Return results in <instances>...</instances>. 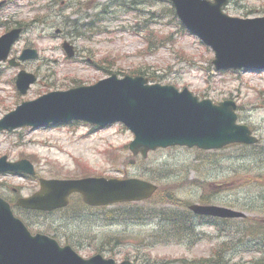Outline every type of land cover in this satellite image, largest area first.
Returning <instances> with one entry per match:
<instances>
[{
	"label": "rangeland",
	"instance_id": "374dc122",
	"mask_svg": "<svg viewBox=\"0 0 264 264\" xmlns=\"http://www.w3.org/2000/svg\"><path fill=\"white\" fill-rule=\"evenodd\" d=\"M136 1L9 0L0 9V21H8L0 23V35L8 26L22 23L25 32L12 54L34 47L39 56L20 68L0 63V118L23 100L51 90L92 84L113 72L120 77L138 74L140 69L150 83L188 87L200 99L234 100L237 121L247 124L260 144H232L219 150L175 146L142 157L132 154L129 143L134 135L120 123L98 131L82 122L23 127L0 132V156L30 159L37 175L0 174V193L15 202L39 189V177H150L161 189L152 200L131 203L143 208H139L144 211L140 218L126 217L132 206L124 211L112 209L116 204L81 206L80 194H74V203L63 211L32 212L15 206V212L33 231L57 234L61 243L71 241L85 257L102 253L119 264L125 259L136 264H198L212 258L216 250L225 249L229 264H258L264 259V70H216L212 48L176 25L170 3ZM223 9L232 16L264 15V0H229ZM74 20L89 21L90 25L94 21L98 29L86 36L76 35L71 26ZM148 31L153 32L149 46ZM66 39L75 45L73 58L67 57L62 47ZM20 69L39 76L26 94L15 84ZM198 202L232 207L247 216L211 220L217 225L209 222L198 227L200 235L174 238L179 231L150 212L156 206L189 210L190 204Z\"/></svg>",
	"mask_w": 264,
	"mask_h": 264
},
{
	"label": "water",
	"instance_id": "95a60500",
	"mask_svg": "<svg viewBox=\"0 0 264 264\" xmlns=\"http://www.w3.org/2000/svg\"><path fill=\"white\" fill-rule=\"evenodd\" d=\"M227 0H173L177 13L193 32L200 35L216 51L217 68H264V17L240 19L229 17L221 10ZM22 28H13L0 37V60H6ZM64 47L70 56L73 46ZM37 55L27 48L22 60ZM9 62L19 65L15 57ZM36 76L20 71L17 86L26 92ZM143 76L116 74L93 85L78 86L65 91H53L35 100L25 101L0 120V130L23 125L41 126L48 123L84 119L105 126L124 122L134 133L130 148L144 155L158 146L187 145L205 149L219 148L231 142L253 143L257 140L249 128L237 124L236 104L225 100L214 104L199 100L188 89L179 91L173 85L148 84ZM15 170L34 173L27 160L7 162L0 158V171ZM156 186L130 178L125 180L90 177L69 181H42V190L31 198H23L24 206L53 209L67 204L70 192L84 193L85 200L99 205L114 201L135 200L150 196ZM202 214L222 217H243L245 213L218 205L193 204ZM0 264H116L101 254L82 257L70 245L45 234L33 235L0 196ZM124 264H130L128 261Z\"/></svg>",
	"mask_w": 264,
	"mask_h": 264
},
{
	"label": "trees",
	"instance_id": "16d2710c",
	"mask_svg": "<svg viewBox=\"0 0 264 264\" xmlns=\"http://www.w3.org/2000/svg\"><path fill=\"white\" fill-rule=\"evenodd\" d=\"M141 1H144V0H141ZM157 1L158 0H150V4H155ZM134 2L138 3V1H136V0H134ZM169 11L172 15V18L177 20V18L175 16L174 9L172 7H170ZM91 24H94V21H92ZM82 25L83 26L88 25V27H87L88 31H95L96 28L98 27V25L89 26L90 23H83ZM150 33H151V37H150L151 43L153 44V32L150 31ZM80 34L87 35L86 33H80ZM136 72L145 73L143 70H140V69H138V71H136ZM168 200L171 203H176V200L174 198H172L171 196H168ZM128 205L129 206H127V205L118 206L115 209L124 211V210L130 209L131 208L130 206H132L134 208H132L131 210H128V212L126 214L127 218L128 217L140 218V217L144 216V211H141V209H142L140 207L141 205L138 206L141 209L137 208V206L135 207L133 204H128ZM150 212H155L158 215H152V216L158 217L159 220L165 222L168 227H171L173 225L175 227V229L177 231H179V232L175 233V236H177V237H174V238L186 237L187 235H189L190 233L193 232L196 224L200 223L198 221H195V217L188 210L154 207L151 209ZM131 215H134V216H131ZM256 226H259V225H256ZM180 229H182L183 231H181ZM178 240H182V239H178ZM224 251H225V249L216 250V253H215V255L212 256V258L202 259V260H200V262L198 264H206V263L207 264H229L228 261L225 260L226 252L224 253ZM211 262H213V263H211ZM191 264H197V262L196 263L192 262ZM258 264H264V259L259 261Z\"/></svg>",
	"mask_w": 264,
	"mask_h": 264
}]
</instances>
